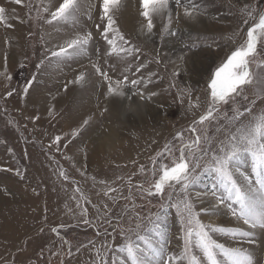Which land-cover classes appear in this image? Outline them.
I'll use <instances>...</instances> for the list:
<instances>
[{"label":"rangeland","instance_id":"1","mask_svg":"<svg viewBox=\"0 0 264 264\" xmlns=\"http://www.w3.org/2000/svg\"><path fill=\"white\" fill-rule=\"evenodd\" d=\"M5 1L13 3L14 0ZM198 2L201 14L195 20L187 19L184 8H176L173 2L171 29L177 35L164 32L167 18H156L149 38L140 33V28H130L143 22L140 0H124L116 16L118 27L125 38L142 50L125 57L107 55L108 45L94 26L100 22L101 0H91L95 5L93 19L83 17L79 26L93 33L87 55L60 63L49 64L45 60L39 69L37 65L44 59L45 52L72 37L74 29L71 25L37 21V0H22L14 9H8L7 3L2 4L7 9L8 20H12L13 26H10L15 27L8 33L16 31L18 36L11 35L6 44L3 37L9 28H0V71L6 64L11 76V80L0 77V264H61L62 261L64 264H91L95 251L89 242L100 247L103 240H108L117 249L108 253L109 258L118 260L123 256L117 248L122 238L118 232H113V228H127V217L136 212L148 217L158 211L161 201L146 197L137 186L143 184L146 188L150 179H154L152 158L162 152L166 144H171L173 155L178 157L181 141L174 139L177 132H183L184 140L190 141L202 127L208 126V122L204 126L197 125L196 134L187 131L193 119H198L205 110L210 77L240 42L237 38L233 44L228 37L237 29L247 27L242 24L241 9L252 0ZM127 14L130 26L124 23ZM243 35L241 32V37ZM191 44L195 47L189 50L186 45ZM258 50L264 58V42ZM157 53L161 60L159 64L155 62ZM92 64H99L113 80H122L126 75L129 83L125 92L131 95L139 88L145 98L141 99L139 95H131L130 99L107 96V82L96 74ZM174 71L179 75L173 77ZM80 72L86 73L87 83L83 86L68 83ZM33 76L35 81L25 94L23 89ZM132 79L142 80V83L133 88ZM149 80L151 82L147 83ZM172 83L176 84L175 88L170 87ZM66 84L67 91L64 90ZM262 88L264 80L247 88L246 92L251 98ZM180 90L185 93L183 97L178 95ZM9 91L13 94L6 96ZM151 92L157 95L149 99ZM189 94L193 101L199 97L200 108L189 109ZM233 104H238L243 111L245 102L242 97H237L229 105H221L214 115L222 117L225 112L231 115ZM49 109H52V115H49ZM262 110L264 103L257 99L254 112ZM89 117V124L80 128L83 120ZM225 123L221 119L219 127L223 129ZM76 129H80L79 134L72 137L71 133ZM57 132L62 139L59 150L53 142ZM214 133L215 125L209 129L210 135ZM217 138L223 139L224 133L217 134ZM45 161L54 171H50ZM163 162L171 164L172 159L165 155ZM241 168L250 174L248 162ZM45 170L49 175L46 172L43 176ZM61 171L68 179L60 175ZM212 183V177L204 176L202 182L190 190L198 210L207 206L201 200L205 199L203 194L211 192ZM109 188L116 191L104 195ZM197 193L201 194L200 199H197ZM206 199L212 197L208 195ZM82 208H87L86 218L90 224L83 223ZM106 212L111 225L105 222ZM120 216H123L122 221L118 219ZM201 218L206 224L238 226L226 210L218 215L201 213ZM161 219L167 225L169 245L166 251H179L176 209L167 208L166 216ZM53 227L58 228V233L51 231ZM105 229L110 235L103 234ZM216 238L232 246L242 243L239 238L222 234ZM255 239L257 245L244 242L243 246L252 252L253 264H264V232L257 230ZM69 251L71 255H68Z\"/></svg>","mask_w":264,"mask_h":264},{"label":"snow or ice","instance_id":"2","mask_svg":"<svg viewBox=\"0 0 264 264\" xmlns=\"http://www.w3.org/2000/svg\"><path fill=\"white\" fill-rule=\"evenodd\" d=\"M15 2L19 4L21 0H15ZM173 2L176 8H184V16L189 20H195L201 14V5L198 0H140V16L143 18L140 33L150 38L155 27L154 19L167 18V23L163 26L164 32L170 36L177 35V32L171 29ZM123 3L124 0H101L100 22L94 25L108 45L107 55L109 56L131 57L142 51L140 47L125 38L118 27L116 16ZM37 5L35 17L37 21L43 20L49 25H71L74 29L72 37L45 52L44 59L37 68L39 69L45 60L49 64L53 61L60 63L87 55L89 45L94 39L93 33L79 26L83 17L88 20L93 19L92 10L95 5L91 3V0H37ZM241 18L242 24L247 27L237 29L232 36L228 37L233 44H236L237 38L240 42L210 77L208 84L210 93L205 102V110L198 119H193L187 131L196 134L198 133L197 125L204 126L208 122V126L202 127L199 134L190 141L184 140L183 132H177L174 139L181 141L178 157L173 155L171 144H166L163 151L152 158L154 179H150L149 186L146 188L143 184L137 186L146 197L158 198L161 201L158 211L148 217H142L139 212H136L134 216L127 217V228L123 226L113 228V232H118L122 238V243L117 248L118 253H122L123 256L118 260L109 258L108 253L117 249H114L108 240H103L100 247H95V242L90 241L95 251L91 264H253V254L249 248L243 246V243L257 245L258 241L255 239L257 230L264 232V110L254 112L257 99L264 103V88L254 92L251 98L246 90L257 85L260 80H264V58H261L258 50V46L264 42V3L261 0H252V3L245 4L241 9ZM8 19L7 9L0 5V23H6ZM241 32L244 33L242 37ZM186 47L192 50L195 44L186 45ZM180 59L182 60L183 56ZM155 62L158 64L161 62L159 53L156 54ZM92 68L107 82V96L130 99L131 95H139L141 99L145 98L144 92L136 88L142 80L130 81L136 91L128 95L125 92L129 83L126 75L122 80H113L99 64H92ZM178 75L179 72H173V77ZM0 77L11 80L6 64L4 70L0 71ZM34 81L35 76L27 82L23 89L25 94ZM150 82L149 80L147 83ZM68 83L83 86L87 83L86 73L80 72ZM170 87L175 88L176 84L172 83ZM64 90L67 91V84ZM12 94L13 92L9 91L6 96ZM156 95V92H151L147 98L150 99ZM178 95L183 97L185 93L180 90ZM237 97H242L245 102L243 111L238 104H233L230 110L231 115L228 112H225L222 117L214 115L220 111L221 105H229ZM187 99L190 110L201 107L199 97L193 101L189 94ZM183 102L184 100L181 99V103ZM52 114V109H49V115ZM246 115L248 119L242 120L241 118ZM90 119L91 117L84 119L80 128L88 125ZM221 119L226 122L223 129L219 127ZM213 125H215V133L210 135L209 129ZM79 131L80 129L73 130L71 136L76 137ZM220 132L224 133L223 139L217 138ZM60 141L61 137L56 136L54 143L57 144V150H59ZM165 155L171 157V164L163 162ZM66 158L71 159V157ZM245 162L250 165V174L241 168ZM140 171L143 173V166ZM60 175L68 179L64 171H61ZM204 176L213 178L212 190L210 193L203 194L205 199L201 200V203H206L207 206H202L198 210L190 190L202 182ZM101 183L105 182L101 181ZM76 191L79 192L80 189L77 188ZM109 191L115 192L116 189L109 188L104 195H108ZM208 195L212 197L211 200L206 199ZM196 197L200 199L201 194L197 193ZM88 202L91 203V201ZM107 207L105 205V208ZM167 208L176 209L180 242L177 252L166 251L169 245L167 225L161 217L166 216ZM222 210H226L238 226L228 227L203 222L201 213L218 215ZM87 213V208L81 209L80 215L84 224L91 223L86 218ZM107 216L106 212L105 222L111 225V220ZM118 219L122 221L123 216ZM148 225L152 227L149 228ZM51 231L58 233L59 230L53 227ZM97 234L101 233L97 232ZM103 234L110 235L107 229ZM221 234L232 239L239 238L242 243L232 246L220 242L216 237ZM68 255H71V251ZM61 264L64 262L62 261Z\"/></svg>","mask_w":264,"mask_h":264},{"label":"crops","instance_id":"3","mask_svg":"<svg viewBox=\"0 0 264 264\" xmlns=\"http://www.w3.org/2000/svg\"><path fill=\"white\" fill-rule=\"evenodd\" d=\"M21 2H22V0H21ZM3 3H7V5H8V9H9V7H12V8L14 9L15 6H17V5L20 4V3L17 4V3L15 2V0L13 1V3H10V1L1 0L0 5H2ZM10 10H12V9H10ZM11 14H12V13H11ZM16 14H17V13H16ZM16 16L19 17V15H16ZM15 18H16V17H15ZM10 20H11V19H10ZM10 20H7L6 23H1L2 25L0 26V28L2 27L3 29H4V27H5L6 29L9 28V31H7V33L4 32V34H5L6 36H4L3 39H4L5 41H6V39H8V37L10 38V36L13 35V34H14V35H17V32H16V31L13 32V33H11V34L8 33V32H12L11 29L15 28V27H11V26H13V25H12V23L10 22ZM11 21H12V20H11ZM10 25H11V26H10ZM2 28H1V29H2ZM3 29H2V30H3ZM17 36H18V35H17ZM18 40H19V39H18ZM6 44H7V43H6ZM6 44H5V45H6ZM6 47H7V46H5V48H6ZM64 129H65V128H64ZM61 134H62V132H61ZM57 136H60V133L57 132ZM99 136H100V135H99ZM98 138H99V137H98ZM98 138H97V139H98ZM61 140H62V139H61ZM53 142H54V140H53ZM127 143H128V142H127ZM127 143H126L125 145H127ZM125 145H124L123 147H125ZM128 147L130 148V146H126L127 149H129ZM45 165L50 169V171L53 170L52 167L48 164L47 161H45ZM53 171H54V170H53ZM46 172H47V175H49V172L45 170L43 176H45ZM49 185H53V186H55V184H50V183H49ZM40 188H41V187H40ZM40 188H39V189H40ZM42 192H43V191H42ZM43 194H44V193H43Z\"/></svg>","mask_w":264,"mask_h":264},{"label":"bare ground","instance_id":"4","mask_svg":"<svg viewBox=\"0 0 264 264\" xmlns=\"http://www.w3.org/2000/svg\"><path fill=\"white\" fill-rule=\"evenodd\" d=\"M125 16V15H124ZM134 16V18H135V15H133ZM128 20H130V17H129V15L127 14V16L126 17H124V23L125 24H127L128 26H130V24L128 23L129 21ZM131 27H133V28H140V25H137V24H135L134 26H130V28ZM110 97H112V96H110ZM117 101H121V99H118ZM129 120V119H128ZM139 139V138H138ZM116 146V145H115Z\"/></svg>","mask_w":264,"mask_h":264}]
</instances>
